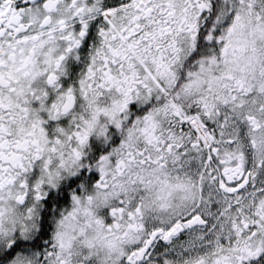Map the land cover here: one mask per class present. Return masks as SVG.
Segmentation results:
<instances>
[{"label":"snow or ice","instance_id":"obj_1","mask_svg":"<svg viewBox=\"0 0 264 264\" xmlns=\"http://www.w3.org/2000/svg\"><path fill=\"white\" fill-rule=\"evenodd\" d=\"M0 264H264V0H0Z\"/></svg>","mask_w":264,"mask_h":264}]
</instances>
